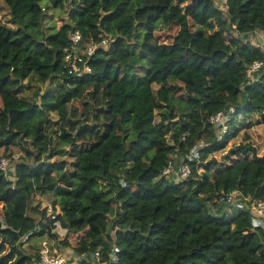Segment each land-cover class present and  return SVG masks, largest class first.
<instances>
[{"label": "trees", "instance_id": "trees-1", "mask_svg": "<svg viewBox=\"0 0 264 264\" xmlns=\"http://www.w3.org/2000/svg\"><path fill=\"white\" fill-rule=\"evenodd\" d=\"M3 3L18 28L0 22L12 34L0 36V158L23 154L0 169V234L21 246L12 264H40L33 238L68 247L72 264L95 251L107 264H264V223L242 202H264V143L246 129L264 132V49L249 38L264 33V0ZM48 8L65 14L52 32ZM157 22L174 34L160 39ZM74 32L110 40L80 75L63 60ZM31 73L46 83L27 95ZM228 105L219 134L209 116ZM168 160L188 174L163 175ZM45 193L52 217L33 202ZM131 197L151 203L132 209Z\"/></svg>", "mask_w": 264, "mask_h": 264}, {"label": "built area", "instance_id": "built-area-1", "mask_svg": "<svg viewBox=\"0 0 264 264\" xmlns=\"http://www.w3.org/2000/svg\"><path fill=\"white\" fill-rule=\"evenodd\" d=\"M216 4L221 10H226L227 0H215ZM261 39H264V34ZM110 40L107 37H103L98 42H87L83 43L82 38L78 32L71 33L69 45L64 47L63 52V60L64 66L66 68V72L68 74L80 75L83 73H87L90 71V63L89 59L92 53L96 50L97 47L106 48L109 44ZM254 44L255 41L253 42ZM264 49V44H262ZM262 65V62L259 60H253L250 62L245 68V75L248 79H252L254 77V71ZM264 79V75H263ZM234 111L232 105H228L224 110H217L213 114L209 116L210 122L217 123L219 125V134L225 132L226 123L225 118L227 115ZM12 159H16L17 155H12ZM10 158L1 157L0 158V169L5 170L9 164ZM189 172V167L186 163H181L176 169H173L172 163L170 160L167 161L164 169L162 170V174L167 176L173 174L177 178L185 177ZM240 196L239 192L236 190H232L227 194L223 195L226 201L235 200L236 197ZM39 198V196H37ZM243 204H247L250 212L261 218L264 223V202L260 200H256L254 198H249L247 196H242ZM45 207L46 212L49 217H52V208L50 204L42 205ZM116 250V248H114ZM38 255H39V263L40 264H65V256L62 253H59L55 247H49L47 241L44 238H40L39 246H38ZM92 264H107V262L99 256L98 252H94Z\"/></svg>", "mask_w": 264, "mask_h": 264}, {"label": "rangeland", "instance_id": "rangeland-1", "mask_svg": "<svg viewBox=\"0 0 264 264\" xmlns=\"http://www.w3.org/2000/svg\"><path fill=\"white\" fill-rule=\"evenodd\" d=\"M42 4H48L49 3L47 1H44ZM46 14L47 17L44 19L43 21V29L46 30L47 32H52L54 31L59 25L62 24V19H64V13L58 9L55 8H48V10H46ZM10 21V16L8 14V10L7 7L5 6V4L3 3V0H0V22L1 24H4L7 27H10L12 29H17V25L16 24H12L9 22ZM45 28H52L51 29H45ZM155 32L158 35V37H160V39H168L169 36L168 35H172L174 34V30L172 29H167L166 26L162 23V22H157L155 25ZM263 32L262 31H258L255 33H252L250 35V40L251 41H255V43H259V45L263 46L262 44H264V39H261V37H263ZM6 35V38H11L12 34L10 33H6V34H0L1 37H4ZM20 33L17 34V36L19 37ZM60 82V80L56 77H53L50 79L49 82V87L52 88L53 90H55L58 86V83ZM27 84H25V88L23 89V93L30 95L32 89L34 87H37L38 91H41L44 87H45V83L46 82H41L39 81L34 75H32V73L29 75L28 77V82H26ZM253 116L257 117V114H253ZM242 117V115H241ZM254 120V118H253ZM247 131L249 132V136L250 138H252L253 140L257 141V142H261L264 143V132L261 130L260 127L256 128L254 126H252L250 129L246 128ZM231 140V139H230ZM229 140V142H230ZM239 140V139H236ZM12 154L7 157V158H13L12 155H17V156H22V152H20V150L16 147L13 146L11 149ZM215 157L218 158V155L215 154ZM110 195V194H108ZM108 195L104 196V200L106 201V199L108 198ZM41 198H38L37 195H34L33 197V202L35 203L36 201L40 204L41 201H43L45 204H50V200L53 197L51 193H48L47 197H42V195L40 196ZM129 202L131 203V208L132 209H139L140 207L146 205V204H150L151 201H142V200H138V199H134V198H128ZM108 201V200H107ZM111 203V202H110ZM54 211H58V208L55 207ZM57 233V236L59 238H62L64 236L65 233V229L62 228L59 224L56 225V228L54 229ZM32 242V244H35V246H39V241L40 238H33L30 239ZM15 248L17 249H21L20 243L17 242H11L10 237L7 234H0V257H2V261L0 264H12L13 260H14V256L16 254ZM58 250L59 253H62L65 256V264H70L71 261H69L71 259V255L70 252L68 250V247L66 246H62V247H57L56 248Z\"/></svg>", "mask_w": 264, "mask_h": 264}, {"label": "crops", "instance_id": "crops-1", "mask_svg": "<svg viewBox=\"0 0 264 264\" xmlns=\"http://www.w3.org/2000/svg\"><path fill=\"white\" fill-rule=\"evenodd\" d=\"M251 42H252V41H251ZM252 43H253V42H252ZM37 196H39V198H41V197H40L41 195H37ZM47 196H48V193H45V194L42 195V197H47ZM52 198H53V197H52ZM52 198H51V199H52ZM44 204H45V203H44L43 201L40 202V205H41V206L44 205ZM55 207H57V205H56ZM30 241H31V240H30ZM68 250H69V249H68ZM69 252H70V250H69ZM70 255H71V254H70ZM69 261H71L70 264L73 263V261H74L73 256H71V259H70Z\"/></svg>", "mask_w": 264, "mask_h": 264}]
</instances>
